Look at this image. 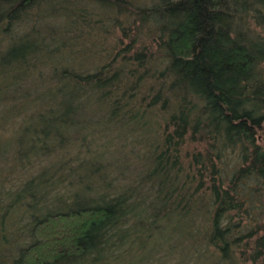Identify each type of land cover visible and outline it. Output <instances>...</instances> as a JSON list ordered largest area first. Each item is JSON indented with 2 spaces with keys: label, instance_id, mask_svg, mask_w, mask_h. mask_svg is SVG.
Listing matches in <instances>:
<instances>
[{
  "label": "trees",
  "instance_id": "obj_1",
  "mask_svg": "<svg viewBox=\"0 0 264 264\" xmlns=\"http://www.w3.org/2000/svg\"><path fill=\"white\" fill-rule=\"evenodd\" d=\"M12 124L0 264H264V0H0Z\"/></svg>",
  "mask_w": 264,
  "mask_h": 264
},
{
  "label": "rangeland",
  "instance_id": "obj_2",
  "mask_svg": "<svg viewBox=\"0 0 264 264\" xmlns=\"http://www.w3.org/2000/svg\"><path fill=\"white\" fill-rule=\"evenodd\" d=\"M112 34H107L108 38H111ZM88 43L90 41H87ZM91 60V57H87V59ZM81 61L82 59L79 58ZM35 84H37V82H35ZM14 124V123H13ZM12 124V125H13ZM11 125V126H12ZM15 135H18V128L16 127V125H13V127L7 130V132H4L1 134L0 133V155L4 154V152L12 151L14 150V146H15ZM12 149V150H11ZM2 171V172H1ZM0 186H3L2 189H13V184L14 182L16 183L19 179L17 178L18 176H16V174L12 175L11 172H9V168L6 166L5 163H1L0 162ZM9 172V178H6V175ZM5 183V185L3 184ZM20 213H22V209L20 210L19 213L14 214L13 216L11 215V217H9L8 223H7V230L10 233L11 231L14 232V228H16L18 226V220H19V215ZM25 224V223H24ZM23 239L25 241L28 240V237H26V233L23 234Z\"/></svg>",
  "mask_w": 264,
  "mask_h": 264
}]
</instances>
